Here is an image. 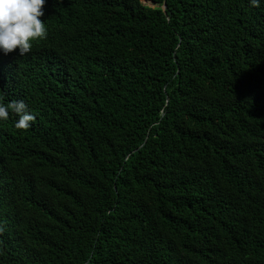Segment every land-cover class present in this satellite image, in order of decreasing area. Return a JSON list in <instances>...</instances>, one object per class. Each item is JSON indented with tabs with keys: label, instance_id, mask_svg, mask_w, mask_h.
Returning <instances> with one entry per match:
<instances>
[{
	"label": "trees",
	"instance_id": "obj_1",
	"mask_svg": "<svg viewBox=\"0 0 264 264\" xmlns=\"http://www.w3.org/2000/svg\"><path fill=\"white\" fill-rule=\"evenodd\" d=\"M43 10L0 54L36 117L0 121V264H264V0Z\"/></svg>",
	"mask_w": 264,
	"mask_h": 264
},
{
	"label": "clouds",
	"instance_id": "obj_2",
	"mask_svg": "<svg viewBox=\"0 0 264 264\" xmlns=\"http://www.w3.org/2000/svg\"><path fill=\"white\" fill-rule=\"evenodd\" d=\"M46 0H0V54L8 55L18 49V56L29 53L35 40L46 38L43 6ZM261 0H249L259 7ZM16 117L15 127L26 130L36 117L23 100L0 102V121L9 115Z\"/></svg>",
	"mask_w": 264,
	"mask_h": 264
},
{
	"label": "rangeland",
	"instance_id": "obj_3",
	"mask_svg": "<svg viewBox=\"0 0 264 264\" xmlns=\"http://www.w3.org/2000/svg\"><path fill=\"white\" fill-rule=\"evenodd\" d=\"M143 3H145V4H149V5H150V3H147V2H145V1H143Z\"/></svg>",
	"mask_w": 264,
	"mask_h": 264
},
{
	"label": "water",
	"instance_id": "obj_4",
	"mask_svg": "<svg viewBox=\"0 0 264 264\" xmlns=\"http://www.w3.org/2000/svg\"><path fill=\"white\" fill-rule=\"evenodd\" d=\"M163 8H165V4L163 5Z\"/></svg>",
	"mask_w": 264,
	"mask_h": 264
}]
</instances>
